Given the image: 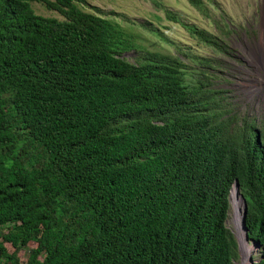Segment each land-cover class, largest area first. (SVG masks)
I'll return each instance as SVG.
<instances>
[{"label":"trees","instance_id":"obj_1","mask_svg":"<svg viewBox=\"0 0 264 264\" xmlns=\"http://www.w3.org/2000/svg\"><path fill=\"white\" fill-rule=\"evenodd\" d=\"M83 1L0 0V264H232L235 179L264 264V128Z\"/></svg>","mask_w":264,"mask_h":264},{"label":"rangeland","instance_id":"obj_2","mask_svg":"<svg viewBox=\"0 0 264 264\" xmlns=\"http://www.w3.org/2000/svg\"><path fill=\"white\" fill-rule=\"evenodd\" d=\"M207 15L187 0H84L77 5L118 25L128 39L148 51L180 56L185 66L199 70L193 58L211 59L213 85L224 89L230 113L264 128V0H203ZM35 13L62 19L43 3L32 2ZM169 11L176 16H166ZM180 22L211 33L225 51L190 36ZM136 50L125 52L134 60ZM241 121V120H240ZM242 122V121H241ZM227 226L235 232L234 210L229 208ZM258 249L251 256L256 259ZM241 259V257H240ZM239 256L234 264L240 262Z\"/></svg>","mask_w":264,"mask_h":264},{"label":"bare ground","instance_id":"obj_3","mask_svg":"<svg viewBox=\"0 0 264 264\" xmlns=\"http://www.w3.org/2000/svg\"><path fill=\"white\" fill-rule=\"evenodd\" d=\"M261 47L264 50V38L261 39ZM230 202L232 204V209L234 210V224H235V231L236 236L239 240L240 245V252H241V260L238 264H245L247 261V256L252 252L253 247L249 245L243 237L242 229L239 225V217L241 214V206H242V200L235 188L231 189L230 192Z\"/></svg>","mask_w":264,"mask_h":264},{"label":"clouds","instance_id":"obj_4","mask_svg":"<svg viewBox=\"0 0 264 264\" xmlns=\"http://www.w3.org/2000/svg\"><path fill=\"white\" fill-rule=\"evenodd\" d=\"M127 51H129V50H127ZM125 52H126V51H125ZM125 52L123 53L124 56H125ZM126 58H127V57H126ZM235 180H237V179H235ZM235 180L233 181V183H232V185H231V187H230V189H229V192H228L229 208H230V206H231V202H230V192H231V189H232V188H235V186H234V182H235ZM237 182H238V181H237ZM239 188H240V187H239V183H238V188H235V189L237 190V192H238V194H239V196H240V198H241V200H242V206H241V214H242V212H243V200L245 201V203H246V200H245V198L243 197V195H242V193H241V191H240ZM229 208H228V211H227V218H226V220H225V226H226L227 229H229L228 226H227V219H228V215H229ZM246 210H247V203H246ZM241 214H240V217H239V225H240V227H241V229H242L243 227L241 226ZM245 217H246V213H245ZM245 228H246V237H245V235H244V230L242 229L244 240H245L249 245H251V246L253 247V249H258V250H257V251H258V256H257V258H256V259H253V256H251V253H250V254L247 256V261H246L245 264H254L255 262H258V261L260 260V257H259V255H260V242H259L258 240L252 239V238H250V237L248 236V227H247V225H246V220H245ZM235 229H236V228H235ZM229 231L231 232V234L233 235V237H234V239H235L237 257L239 256V259H240V257H241V252H240L239 240H238V238H237V236H236V231L233 232V231L230 230V229H229ZM237 257H236V258H233V260H232V264H234V260L237 259ZM240 260H241V259H240ZM237 264H238V263H237Z\"/></svg>","mask_w":264,"mask_h":264},{"label":"water","instance_id":"obj_5","mask_svg":"<svg viewBox=\"0 0 264 264\" xmlns=\"http://www.w3.org/2000/svg\"><path fill=\"white\" fill-rule=\"evenodd\" d=\"M235 188H238V182L235 180L234 182ZM245 213H246V203L243 200V212L241 214V226L243 227L242 229L244 230V235L246 237V228H245Z\"/></svg>","mask_w":264,"mask_h":264}]
</instances>
